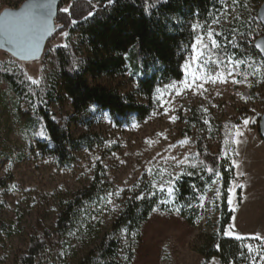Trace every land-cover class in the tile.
<instances>
[{
    "label": "rangeland",
    "instance_id": "rangeland-1",
    "mask_svg": "<svg viewBox=\"0 0 264 264\" xmlns=\"http://www.w3.org/2000/svg\"><path fill=\"white\" fill-rule=\"evenodd\" d=\"M22 1L0 0V10ZM261 1L237 0L233 4L220 0L209 21L198 23L200 32L192 43L202 36L209 47L201 59L203 71H196L201 79L195 83L185 71V65L191 63V45L182 76L156 84L149 96L139 91V74L127 64L118 71L87 76L90 84L113 87L149 104L151 109L143 118L132 112L118 115L95 104L73 117L69 97L58 88L50 104L57 123L74 137L88 134L96 138L90 145L70 148L72 160L63 165L38 148L41 130L23 126L26 106L0 78V179L9 178L0 188V219L5 223L0 228V264H15L17 250L26 247L28 233L37 223L51 226L63 204L94 180L104 185V192L85 202L75 226L48 251L43 264H75L99 241L125 198L137 192L143 181L149 182L147 196L157 192L162 197L137 232L122 230L119 234L121 245L136 238L129 264H220L215 256L204 262L196 251L202 236L217 227L219 175L201 196L202 214L194 224L180 216L173 203L172 178L200 165L195 152L199 136L234 169L227 198L232 215L224 233L246 239L243 264H264V140L258 128L264 112V60L253 47V41L264 33L256 16ZM209 30L219 44L216 49L210 46ZM79 41L76 34L64 31L46 42L41 57L30 61L0 50V73H21L38 82L55 69L58 46L72 45L78 58L87 54ZM229 57L242 63L229 67ZM195 68L192 65L189 71ZM217 73L223 74V82L216 78ZM233 79L242 82L233 83ZM186 82L192 86L187 87ZM192 108L202 114L205 129L188 119Z\"/></svg>",
    "mask_w": 264,
    "mask_h": 264
},
{
    "label": "trees",
    "instance_id": "trees-1",
    "mask_svg": "<svg viewBox=\"0 0 264 264\" xmlns=\"http://www.w3.org/2000/svg\"><path fill=\"white\" fill-rule=\"evenodd\" d=\"M64 4L68 5L67 13L61 11ZM218 7L220 0H113L111 4L108 0H60L55 29L47 42L64 31L71 32L79 38V45L86 46L87 54L78 58L72 45L58 46L54 50L55 69L37 83L21 73L3 72L0 78L26 106L22 112L23 126L28 130H41L43 136L36 139L38 148L52 154L63 165L72 160L70 148L90 145L96 138L88 134L74 137L67 127L57 123L50 108L57 89L69 97L73 117L93 104L118 115L132 112L138 118L145 117L151 109L149 104L137 102L133 95L124 96L113 87L90 84L87 76L118 71L127 64L139 74V91L149 96L156 84L182 76V64L200 32V28L194 29L193 25L208 22ZM78 51L83 53L81 48ZM188 119L205 129V120L197 109H191ZM195 152L200 161L198 168L172 178L173 203L179 209L178 214L194 224L202 214L201 196L218 174L217 227L202 236L196 251L204 262L215 256L220 264H243L246 239L224 234L232 215L227 198L234 169L228 159L210 149L204 136L196 139ZM8 180L1 178L0 188ZM148 183L143 181L137 192L125 198L110 227L75 264H129L136 238H128L121 245L119 234L122 230L137 232L162 197L157 192L147 196ZM104 190V185L94 180L63 204L51 226L38 222L35 230L28 233L26 247L17 250L15 264H43L48 251L75 226L85 202ZM142 191L144 194L140 195ZM0 228H5L1 219Z\"/></svg>",
    "mask_w": 264,
    "mask_h": 264
},
{
    "label": "water",
    "instance_id": "water-1",
    "mask_svg": "<svg viewBox=\"0 0 264 264\" xmlns=\"http://www.w3.org/2000/svg\"><path fill=\"white\" fill-rule=\"evenodd\" d=\"M60 0H23L16 7L0 10V50L18 60L41 57L45 44L55 29ZM257 20L264 27V0L257 9ZM259 46V47H258ZM254 49L264 60V33L253 41ZM264 102V94L262 96ZM264 140V112L258 122Z\"/></svg>",
    "mask_w": 264,
    "mask_h": 264
},
{
    "label": "snow or ice",
    "instance_id": "snow-or-ice-1",
    "mask_svg": "<svg viewBox=\"0 0 264 264\" xmlns=\"http://www.w3.org/2000/svg\"><path fill=\"white\" fill-rule=\"evenodd\" d=\"M108 2H109V4H111V3L113 2V0H108ZM236 2H237V0H232V3H233V4H235ZM61 11L67 13V12L69 11V9H68V8H64V9H62ZM89 15L91 16L92 13L90 12ZM72 22L75 23V21H72ZM216 22L218 23L219 21H216ZM197 27H199V25H193V28H194V29L197 28ZM207 37H208V39L210 40V46H211V48L216 49V48L219 47V44H218V42H217V39L213 38V32H212L211 30H209V31L207 32ZM207 47H209V45L206 44V43L204 42L202 36H201V37H197V39L191 44V48H192L191 63L185 65V71H186V73H188L189 75H191V77H192V82H193V83H195L197 80L201 79L200 76H197V75H196V71H203V64L201 63V59H202V57L204 56V50H205ZM258 47H259V46H258ZM213 63L215 64V63H217V62L214 61ZM241 63H242V62L239 61V60H237V61H233V60L231 59V57L228 58V64H229V67H231V65H233V64H235V65H239V64H241ZM192 65H195L196 68H195V70L189 71L190 69H192ZM253 74H256V72H253ZM228 75L231 76V70L228 72ZM216 78L220 79L221 82H223V74H221V73H217ZM28 79L32 80V82H33L34 84L37 83V81L34 80V79H32V77H30V76L28 77ZM213 82H214V81H213ZM232 82H233V83H241L242 81H238V80L233 79ZM186 86H187V87H191L192 85H191V84H187V82H186ZM158 91H159V90H158ZM244 123L247 124L248 121L245 120ZM237 135H239V131H238V130H237ZM194 167H195V165H194ZM149 171H151V169H149ZM209 171H212V169H209ZM217 175H218V174H217ZM160 187H163V185H160ZM230 191H231V189H230ZM217 192H218V190H217ZM119 194H120L119 191H117V192L115 193V195H117V196H118ZM136 198L139 199L140 197L137 196ZM110 202H111V201H109V203H110ZM166 202H167V201H165V203H166ZM229 204H231V199H229ZM177 211H179V209H177ZM224 234H225V235H229L230 233L225 232ZM242 238H243V237H241V236H239V235L236 236V239H242ZM256 239H260V237H256ZM249 250L251 251V247H250V246H249Z\"/></svg>",
    "mask_w": 264,
    "mask_h": 264
}]
</instances>
